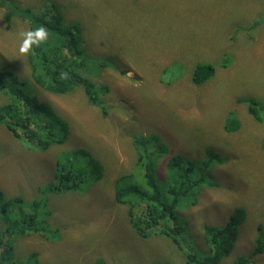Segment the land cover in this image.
Wrapping results in <instances>:
<instances>
[{
  "label": "rangeland",
  "instance_id": "1",
  "mask_svg": "<svg viewBox=\"0 0 264 264\" xmlns=\"http://www.w3.org/2000/svg\"><path fill=\"white\" fill-rule=\"evenodd\" d=\"M52 1L61 5L66 21L83 20L87 52L105 64L97 78L109 87L105 94L109 112L105 116L82 102L78 91L58 95L38 87L40 99L51 102L70 123L64 142L46 149L37 144L28 147L0 124V189L7 197H23L24 212L32 210L34 199L47 196L48 208L53 207L49 225L60 227L62 233L56 240L40 235L17 238L15 247L22 254L39 251L41 264H158L166 258L171 251L167 241L161 236H137L112 187L135 160L132 140L156 133L190 158L207 147L229 157L210 171L211 181L218 185L202 187L198 204L182 214L189 216L194 236L205 247L203 224L224 223L235 206H243L247 218L223 264L251 253L260 226L264 230V123L254 120L248 104L237 99L264 102V0H211L206 10L195 2L177 0H15L13 4L38 11L52 9ZM9 3L0 0V68L12 69L21 80H33L26 53L19 50L23 33L31 31L30 21L19 14L8 21L5 11L13 8ZM106 59L115 64L107 66ZM197 61L217 65L215 76L200 85L192 81ZM177 62L182 68L178 77ZM7 98L0 90V105ZM231 110L240 120L238 130L225 126ZM77 146L90 148L109 167L113 180L103 177L89 187L51 192L55 163L59 158L68 161ZM4 227L0 219V230ZM166 264L181 261L174 254ZM251 264H264V254H257Z\"/></svg>",
  "mask_w": 264,
  "mask_h": 264
},
{
  "label": "trees",
  "instance_id": "2",
  "mask_svg": "<svg viewBox=\"0 0 264 264\" xmlns=\"http://www.w3.org/2000/svg\"><path fill=\"white\" fill-rule=\"evenodd\" d=\"M9 1L13 8L7 7L9 11H5L8 21L12 15L19 14L30 21L31 31L41 26L46 37L30 45L26 52L33 80H21L12 69L0 68V90L8 97L0 105V124L22 144L28 147L37 144L39 148L46 149L67 139L70 123L51 102L40 99L36 88L58 95L78 91L82 102L96 107L106 116L109 108L105 94L109 87L100 84L97 78L105 64L88 54L83 37V20L76 17V22L67 20L68 23L57 2L52 1V9L43 10L42 7L34 11L27 7L19 9L13 4L15 0ZM182 1L195 2L201 10L209 9L211 3V0H177ZM224 5L227 10L222 11L228 16V5ZM217 12L223 14L219 10ZM260 21H255L253 26ZM224 60L227 63L228 58ZM105 61H109L107 66L115 64L111 59ZM216 69L217 65L213 62H195L192 67L193 83H206L215 76ZM181 72V64L177 62V77ZM237 100L246 102L252 118L264 123L263 101L254 97ZM225 126L230 131L240 128V120L233 110L229 112ZM132 144L136 150L135 160L128 173L114 180L109 167L90 148L75 147L68 154V161L59 158L55 163L53 180L49 182L51 192L60 194L80 186L89 187L103 177L111 178L114 198L118 204L125 205L129 224L136 235L142 238L161 236L167 241L171 251L166 258L161 257L163 259L158 264H166L174 254L181 264H223L234 250L239 227L247 218L246 209L235 206L224 223H204L202 234L205 247L198 243L191 220L182 211L189 212L198 204L202 187L218 185L211 181L210 171L227 162L229 157H223L212 147H207L201 154L190 158L173 150L156 133L137 135ZM110 186L104 185L106 189ZM23 204V197H7L0 189V219L5 226L0 230V256H4V259L0 258V264H41L39 251L22 254L15 247V240L29 235L56 240L62 235L60 227L49 225L47 216L53 215V207L48 208L47 196L34 199L29 212L23 211ZM257 254H264L263 226H260L254 239L253 251L235 256L231 264H251Z\"/></svg>",
  "mask_w": 264,
  "mask_h": 264
},
{
  "label": "clouds",
  "instance_id": "3",
  "mask_svg": "<svg viewBox=\"0 0 264 264\" xmlns=\"http://www.w3.org/2000/svg\"><path fill=\"white\" fill-rule=\"evenodd\" d=\"M24 39L20 44V52L26 53L29 50L30 45L37 44L46 37L45 30L43 28H37L34 31L23 33Z\"/></svg>",
  "mask_w": 264,
  "mask_h": 264
}]
</instances>
